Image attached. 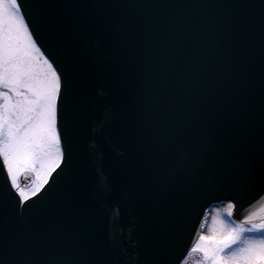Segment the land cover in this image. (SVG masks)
<instances>
[{"label":"water","instance_id":"water-1","mask_svg":"<svg viewBox=\"0 0 264 264\" xmlns=\"http://www.w3.org/2000/svg\"><path fill=\"white\" fill-rule=\"evenodd\" d=\"M20 2L41 50L60 52L61 69L72 75L89 106V122L106 113L114 132L102 174L94 136H85L76 147L72 178L67 171L54 173L56 182L30 207H18L16 198L0 200V247L7 249L0 260L161 264L171 256L173 264L176 257L182 264L208 214L227 204L229 193L186 211L200 176L172 161L190 144L210 162L227 153L259 157L264 0ZM6 174L0 158V189ZM113 184L123 207L99 195ZM242 203L237 215L255 212L256 222L264 217L260 189Z\"/></svg>","mask_w":264,"mask_h":264},{"label":"snow or ice","instance_id":"snow-or-ice-1","mask_svg":"<svg viewBox=\"0 0 264 264\" xmlns=\"http://www.w3.org/2000/svg\"><path fill=\"white\" fill-rule=\"evenodd\" d=\"M37 39L20 0H0V89H8L0 91V158L7 173L0 200L16 198L21 208L30 207L29 201L34 204L33 198L56 182L54 173L60 176L67 171L72 178L76 147L85 136H94L101 157L97 173L102 174L103 157L114 132L106 113L89 122V106L72 75L61 69L60 52L53 48L45 54ZM172 164L188 165L200 176L193 182L186 211H194L200 201L218 198L221 191L229 193L225 209L229 219L222 222L220 235H201L203 243L192 251L203 252L211 264H264V217L256 222L255 212L237 215L238 208L244 210L242 201L250 192L260 189L264 193V130L258 160L255 152H249L240 156L227 153L223 160L210 162L197 145L190 144ZM24 170L36 174V187L31 192H25L18 182ZM99 195L113 201V206L123 207L115 184ZM260 211L264 212V207ZM116 224L113 221L111 227ZM179 240L177 231L173 248ZM6 251V247H0V255ZM179 261L176 257L175 264ZM161 264H173L171 256Z\"/></svg>","mask_w":264,"mask_h":264},{"label":"rangeland","instance_id":"rangeland-1","mask_svg":"<svg viewBox=\"0 0 264 264\" xmlns=\"http://www.w3.org/2000/svg\"><path fill=\"white\" fill-rule=\"evenodd\" d=\"M0 91L7 92V88L0 89ZM28 180H30L28 182ZM18 182L21 185V188L25 192H31L37 183L36 174L31 170L21 171L18 175ZM22 182H24L22 184ZM227 204L219 205L214 207L207 216L206 222L203 228V236L211 237V236H219L222 229V222L229 219L225 212ZM238 223V222H237ZM203 243L201 241L198 242ZM211 264V261L207 259L203 252L197 250L192 251V253L185 259L183 264Z\"/></svg>","mask_w":264,"mask_h":264}]
</instances>
